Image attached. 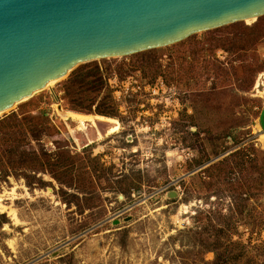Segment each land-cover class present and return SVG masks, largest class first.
<instances>
[{
  "label": "rangeland",
  "instance_id": "374dc122",
  "mask_svg": "<svg viewBox=\"0 0 264 264\" xmlns=\"http://www.w3.org/2000/svg\"><path fill=\"white\" fill-rule=\"evenodd\" d=\"M257 23L80 66L2 116L0 264H213L219 236L227 264H264Z\"/></svg>",
  "mask_w": 264,
  "mask_h": 264
},
{
  "label": "water",
  "instance_id": "95a60500",
  "mask_svg": "<svg viewBox=\"0 0 264 264\" xmlns=\"http://www.w3.org/2000/svg\"><path fill=\"white\" fill-rule=\"evenodd\" d=\"M262 18L264 0H0V118L80 66Z\"/></svg>",
  "mask_w": 264,
  "mask_h": 264
},
{
  "label": "trees",
  "instance_id": "16d2710c",
  "mask_svg": "<svg viewBox=\"0 0 264 264\" xmlns=\"http://www.w3.org/2000/svg\"><path fill=\"white\" fill-rule=\"evenodd\" d=\"M262 21H264V18H262V19H260L259 21H258V23H260V22H262ZM258 23H257V25H255V26H253L252 28H246L245 30V33H247V32H253L254 30H256L258 27H259V25H258ZM237 26H241L240 24H237V25H234V26H232V27H237ZM236 37V36H235ZM238 38H240L239 37V35L237 36V39ZM264 39V30L262 31L261 30V32H259L255 37H253V39L252 38H249L248 40H245L244 38V41L245 42H243V44L245 45V44H249L252 40H255V39ZM245 50V49H244ZM239 51H243V49H240ZM82 72L83 71H76L74 74H73V76H74V78L75 77H78V75H80V74H82ZM74 78L73 79H71L70 81V83H72V82H75V80H74ZM74 80V81H73ZM79 85L80 84H82L83 83V80H80L79 82H77ZM77 85V84H76ZM66 86H68V84H66ZM74 87H79L78 89H81L82 87H80V86H72V91H74ZM76 89V88H75ZM77 89V90H78ZM69 93V96L71 95V91H69L68 92ZM79 94V93H78ZM15 114H13L12 116H13V118L15 117L14 116ZM12 116H10V117H12ZM9 118V117H8ZM8 118H6V119H4V120H2V121H0V126L2 127L3 125H5L7 122H9L12 118H10L9 120H7ZM36 129V130H35ZM34 129V131L35 132H37V133H39L40 131L38 130L37 131V127ZM5 131V130H4ZM54 165H56V169L57 170H60V169H65V170H67L68 168V166H67V164L65 163V162H57V164H54ZM76 197V196H75ZM210 231V228H206V229H204V232L201 230V232H199V234H201V235H203L204 233H206V232H209ZM223 231H221V233H222ZM197 234H198V232H197ZM219 238H220V236L217 238V240L215 241V243H213V245L211 246V244L209 245V243H206V241H205V239L204 240H202V241H204V243L207 245L206 246V249L207 250H210L211 249V247H215L214 249H212V250H210V251H213V253H215V255L217 256L216 257V260L213 262V264H227V262H228V259H226L225 257H226V253H224V254H221V255H218L217 254V248H218V246H217V243L219 242ZM214 242V241H213ZM214 244H216V245H214Z\"/></svg>",
  "mask_w": 264,
  "mask_h": 264
},
{
  "label": "bare ground",
  "instance_id": "6f19581e",
  "mask_svg": "<svg viewBox=\"0 0 264 264\" xmlns=\"http://www.w3.org/2000/svg\"><path fill=\"white\" fill-rule=\"evenodd\" d=\"M251 24V23H250ZM53 85V84H52ZM52 85H50L49 87H51ZM59 106V105H58ZM58 110V109H57ZM67 117H70V118H72V119H74V120H76V121H78L80 124H81V126H83V127H85V123L86 122H90L91 120H92V118H90V117H85V116H79V115H77V114H72V113H70L69 114V116H67ZM101 121H105V123H110V124H113L114 125V127L111 129V131H109L110 132V134H113V133H115V132H117L118 130H119V123H118V121L117 120H115V119H111V118H102V117H100L99 118ZM97 120V119H96ZM92 122V121H91ZM80 131H82V130H80ZM1 204V203H0Z\"/></svg>",
  "mask_w": 264,
  "mask_h": 264
}]
</instances>
